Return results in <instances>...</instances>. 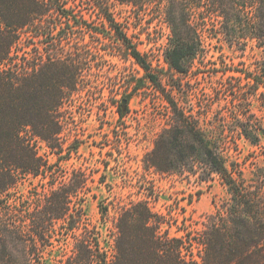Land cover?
I'll list each match as a JSON object with an SVG mask.
<instances>
[{"label": "trees", "instance_id": "1", "mask_svg": "<svg viewBox=\"0 0 264 264\" xmlns=\"http://www.w3.org/2000/svg\"><path fill=\"white\" fill-rule=\"evenodd\" d=\"M87 1L106 21L96 33L113 39L114 47H126L169 104V125L145 165L201 182L218 179L227 196L216 202L197 237L172 236L148 200L119 205L110 252L100 229L84 222L86 174L79 169L58 181L49 173L53 164L37 149L38 138L59 147L65 94L78 76L75 60L63 54L40 65L37 47H89L86 31L92 29L75 19L77 0H0V264H264V165L247 175L236 157L240 140L264 142V117L254 112L264 111V0ZM114 3L131 5L137 18L157 11L170 29L164 86L135 48L130 25L117 19ZM59 18L77 24L61 25ZM214 40L241 58L237 64L232 58L243 66L235 69L240 82L214 89L198 106H184L174 93L190 95L183 82L190 85L198 70L205 72ZM248 47L259 55L252 66L244 59ZM122 100L121 115L130 96ZM30 177L40 183L25 192ZM99 208L106 218L108 207L100 201Z\"/></svg>", "mask_w": 264, "mask_h": 264}, {"label": "rangeland", "instance_id": "2", "mask_svg": "<svg viewBox=\"0 0 264 264\" xmlns=\"http://www.w3.org/2000/svg\"><path fill=\"white\" fill-rule=\"evenodd\" d=\"M113 6L117 19L123 25H130L129 32L139 46L135 48L152 71L160 74L164 86L167 83L165 72L169 69L165 45L170 29L163 18L154 10L137 18L131 5L114 3ZM74 15L79 24L93 30L86 31L89 47H37L40 65L49 57L57 59L63 54L72 57L78 67L77 82L66 92L61 110L64 127L58 136L59 147L51 148L45 140L37 139L39 154L53 164L49 173L58 181L69 179L79 169L86 174L87 184L81 192L87 195L84 222L100 229L110 252L119 205L141 199L148 200L153 211L166 218L164 228H170L172 236L190 233L197 237L204 228L206 216L215 210L216 202L221 203L227 196L226 188L218 179L201 182L188 173L158 172L145 165L156 138L169 125V104L126 47H114L113 39L104 40L96 33V29H103L106 21L87 0H77ZM75 19L57 21L61 25H76ZM208 49L211 63L203 68L205 72L198 70L190 85L188 80L183 82L184 88H191L190 95L174 93L184 106H198L201 98H210L214 89H227L230 83L240 82L241 74L235 69H243V66L236 65L241 58H235V51L215 40ZM257 56L248 47L244 59L252 66ZM199 66L196 59L194 67ZM137 84L139 87L135 88ZM127 95L130 96L128 108L123 107L125 111L121 115L119 104ZM223 97L229 99V92H224ZM254 112L264 117V111L257 107ZM240 148V155L236 157L245 163L247 175L255 165H264V142L254 146L242 139ZM232 154L236 151L232 150ZM103 176L105 181L101 182ZM39 180L30 177L22 190L27 192L39 184ZM100 201L108 207L104 219ZM71 245L66 247V253H70Z\"/></svg>", "mask_w": 264, "mask_h": 264}, {"label": "water", "instance_id": "3", "mask_svg": "<svg viewBox=\"0 0 264 264\" xmlns=\"http://www.w3.org/2000/svg\"><path fill=\"white\" fill-rule=\"evenodd\" d=\"M124 103H126V100H124Z\"/></svg>", "mask_w": 264, "mask_h": 264}]
</instances>
